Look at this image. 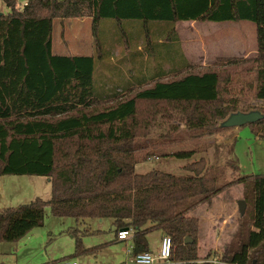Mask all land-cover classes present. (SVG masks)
I'll return each instance as SVG.
<instances>
[{"label": "trees", "instance_id": "trees-1", "mask_svg": "<svg viewBox=\"0 0 264 264\" xmlns=\"http://www.w3.org/2000/svg\"><path fill=\"white\" fill-rule=\"evenodd\" d=\"M2 2L10 12L0 14V176L47 177L52 197L1 210L0 242H18L42 226L49 207L54 217L79 223L110 219L117 234L132 230L134 255L149 253L146 235L160 231L172 241L165 264H201L200 220L189 214L242 184L252 193L254 214L247 224L240 220V238L218 264H264V175L220 185L205 158L185 166L187 176L135 171L152 159H191L196 149L164 147L192 134H211L230 115L250 112L252 101L264 102V0H28L23 8L17 0ZM81 18L93 21V55H54V20ZM185 21L255 23L257 56L191 66L179 45L173 54L181 52L183 64L168 74L162 70L147 79L144 69L113 85L112 78L102 77L107 53L109 63L119 67L115 44L104 37L105 44L101 27L120 32L125 54L131 49L130 29L137 52L127 58L143 67L144 57L150 60L144 52L154 48L153 32L169 27L152 54L163 60L157 50L171 51L164 43L178 40L175 25ZM250 124L264 139V117ZM91 233L70 230L76 248L68 259L96 253L97 247L82 242V235Z\"/></svg>", "mask_w": 264, "mask_h": 264}, {"label": "rangeland", "instance_id": "rangeland-1", "mask_svg": "<svg viewBox=\"0 0 264 264\" xmlns=\"http://www.w3.org/2000/svg\"><path fill=\"white\" fill-rule=\"evenodd\" d=\"M28 0H17L19 8H23ZM9 8L0 0V14L7 15ZM104 24V23H103ZM115 24V23H113ZM186 24L178 22L175 25L180 41L165 42L164 47L171 51L166 54L161 49L157 50L158 55L173 60L168 62L154 58V50L158 46V41L170 30L167 25L161 34L153 32L154 48L152 53H146L150 60L144 57L142 67L141 61L135 59L128 60L130 56L137 52V37H134L130 29H126L129 37L130 52L125 54L124 42L120 32L115 28H100L99 34L112 38L115 44V54L117 55L116 68L109 63L108 53L102 64V77L112 78L110 85L126 81L132 76L139 77L145 69V77L153 78L158 71L165 74L176 69H180L181 43L195 44L201 51H193L198 56L208 52V59L215 56L214 63L200 67L214 66L217 60L254 59L258 52L257 26L248 21L224 22V23H197ZM194 28V29H193ZM117 39H116V38ZM144 32L141 34L143 40ZM193 38V41L191 40ZM105 39V44L107 41ZM142 45V44H141ZM194 45V46H195ZM94 47L93 21L91 18L81 19H56L53 24L52 51L54 55H82L87 56ZM89 48V50H87ZM94 51V50H93ZM107 52V51H106ZM247 52V53H246ZM164 53V54H163ZM232 56V57H231ZM198 60V58H194ZM163 64L165 66H163ZM194 66V65H191ZM98 79V77H97ZM251 111H264V102L252 101ZM244 105L240 104L239 110H243ZM163 123V122H161ZM166 125L163 126L165 130ZM219 130L212 131V135L204 131L199 137L192 134L182 142H177L171 146L164 147L168 151L196 149L191 159H175L172 157L152 159L151 161L136 165L135 171L138 174H147L152 171H160L174 176H187L188 172L184 167L201 158L208 161L211 168V175L218 178L220 185H227L238 178L264 175V139L254 135L251 124L241 128L218 127ZM163 132V131H160ZM196 134V135H197ZM159 136V135H156ZM196 138V139H195ZM206 150V151H205ZM204 151V152H203ZM252 193L245 185L238 184L226 189L223 193L213 199L211 204H204L190 213L191 217L200 220L199 234V257L201 264H218L222 253L228 246H234L240 238V220L249 222L254 214ZM248 196V197H247ZM52 197V184L47 177L38 176H0V211L8 208H15L28 204L36 199L49 201ZM247 197V199H246ZM246 201V211L240 214L239 202ZM45 221L40 227L35 228L24 238L14 243L0 242V264H56L58 261L71 257L76 248V240L69 234L73 228L81 231H93L94 233L82 235V242L85 248L93 249L97 247L95 254H79L71 260L77 264H131L130 255L125 245L117 242L116 232L112 220L103 221L83 220L77 222L72 218H58L51 214V209H45ZM158 233L152 234L149 238L152 244L158 242Z\"/></svg>", "mask_w": 264, "mask_h": 264}, {"label": "crops", "instance_id": "crops-1", "mask_svg": "<svg viewBox=\"0 0 264 264\" xmlns=\"http://www.w3.org/2000/svg\"><path fill=\"white\" fill-rule=\"evenodd\" d=\"M181 23H186V24H194L193 26H194V28H196L197 29V27L195 26V24H197V23H199V22H191V21H185V22H181ZM207 23H213V22H207ZM207 23H205V24H207ZM193 28V29H194ZM178 37H179V35H178ZM179 39H180V37H179ZM191 40L193 41V38L191 37ZM195 44H187V42L186 43H181V51H182V54H183V57H184V60L188 63V64H190V65H194V66H200V65H202V66H205V65H208L209 64V62H211V64L212 63H214V59H216V58H218V57H228V56H215V57H213L212 59H208V52H204L203 51V55H200V56H198L197 54H194L193 53V51H198V53H200L201 54V51L200 50H198L197 49V46L195 45ZM138 49H140V47L138 48ZM87 50H89V48H87ZM91 50H92V52L91 53H88V55L87 56H92L93 55V50H94V47L93 48H91ZM247 53V52H246ZM258 52H255L254 53V55H256ZM57 56H82V55H57ZM232 57V56H231ZM194 58H198V60H194ZM162 61H164V62H168V65H170L171 64V62H170V59H168V58H164ZM163 66H165L164 64H163ZM198 208V207H197ZM190 215V214H189ZM191 217V216H190ZM101 221H103V220H101ZM116 232V231H115ZM154 233H158V236H157V238H158V242L156 243L155 242V244H152V240L149 238L152 234H154ZM133 238H134V235L133 236H131V237H129L128 239H126V240H120L119 239V236H118V234L116 233V239H117V242H119V243H122V244H124L125 245V248H126V250H127V252H128V254H129V249L130 248H133ZM146 238H147V241H148V246H149V252L150 253H157L158 252V250H159V247H160V243H161V240H162V238H163V236H162V234L160 233V231H156V230H153V231H150L149 233H147V235H146ZM130 255V254H129ZM131 256V255H130ZM200 259H201V257H200Z\"/></svg>", "mask_w": 264, "mask_h": 264}, {"label": "built area", "instance_id": "built-area-1", "mask_svg": "<svg viewBox=\"0 0 264 264\" xmlns=\"http://www.w3.org/2000/svg\"><path fill=\"white\" fill-rule=\"evenodd\" d=\"M120 240H126L133 236L132 230H122L118 234ZM172 241L171 238L165 236L162 238L160 247L157 253H140L137 255L133 254V248H130L129 254L131 255V264H165L168 263L171 257ZM56 264H77L71 259H63L58 261Z\"/></svg>", "mask_w": 264, "mask_h": 264}, {"label": "water", "instance_id": "water-1", "mask_svg": "<svg viewBox=\"0 0 264 264\" xmlns=\"http://www.w3.org/2000/svg\"><path fill=\"white\" fill-rule=\"evenodd\" d=\"M263 114L260 111H250V112H237L235 114L230 115L223 123L222 126L227 127H235L241 128L247 124L255 123L263 118ZM239 211L241 215L245 214L246 211V203L245 201L239 202ZM192 241L187 239L185 243H191Z\"/></svg>", "mask_w": 264, "mask_h": 264}]
</instances>
